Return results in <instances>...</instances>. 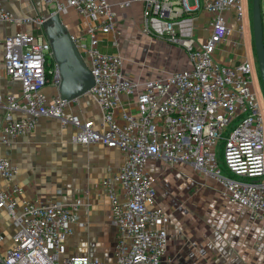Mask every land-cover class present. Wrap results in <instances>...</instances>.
I'll use <instances>...</instances> for the list:
<instances>
[{
	"label": "built area",
	"instance_id": "2783aa9c",
	"mask_svg": "<svg viewBox=\"0 0 264 264\" xmlns=\"http://www.w3.org/2000/svg\"><path fill=\"white\" fill-rule=\"evenodd\" d=\"M4 1L10 0H0V22L13 24L15 31L4 39L3 64L20 91L0 94V143L27 135L47 116L72 126V141L119 148L124 157L101 181L116 232L114 259L108 262L89 253H67L76 212L56 201L20 198L18 166L0 156V177L9 184L0 189V209L15 226L6 250L0 234V264H163L170 218L156 201L155 178L146 169L152 159L184 163L213 176L230 200L264 220V122L252 64L247 57L234 65L213 57L230 32L229 18L242 30L241 0L119 1L124 8L140 6L143 34L180 46L188 58L187 67L140 83L124 76L120 53L98 47L99 33L116 25L111 0H45L53 11L31 16H15ZM70 9L86 19L84 31L70 37L92 74L87 93L98 120L67 110L77 98L59 95V70L49 61L44 24L51 14ZM200 12L209 14L205 24L198 22ZM47 85L53 93L45 92Z\"/></svg>",
	"mask_w": 264,
	"mask_h": 264
},
{
	"label": "crops",
	"instance_id": "0c3cea01",
	"mask_svg": "<svg viewBox=\"0 0 264 264\" xmlns=\"http://www.w3.org/2000/svg\"><path fill=\"white\" fill-rule=\"evenodd\" d=\"M111 1L112 9L116 14V25L112 32L99 33L98 47L102 52H117L125 56L126 52H134L132 48L145 49L144 47L150 46L151 49L157 48L158 51L174 49L173 47L171 49L170 46L166 47L162 40L143 34L141 31L140 6L135 5L130 8H124L118 3L121 0ZM3 4L15 16L48 15L54 9L53 4L47 3L45 0H10L4 1ZM261 13L263 17L264 13L262 10ZM208 17V13L200 12L198 22L205 24ZM86 24L84 17L70 9L67 13L60 14L58 21L45 23L43 29L45 30L48 27L52 31L64 30L69 34H79L84 31ZM228 25L230 32L216 46L213 57L221 63L234 65L243 57L249 59L247 41L243 22L241 31L238 30V26L232 18L228 19ZM28 28L33 29L34 32L39 31L38 28L32 25H28ZM14 31L15 26L13 24L0 22V94L2 95L16 96L20 91L19 82L7 76L3 64L4 39ZM174 50L176 55L177 50ZM182 57V61H177L178 65L175 69L166 70L173 71L187 67L188 58L185 52ZM124 58L123 74L133 82L140 83L148 78L165 76V74L160 76L161 73L144 76L137 70L125 69ZM49 61L50 63L53 61L52 64L54 63L53 58H50ZM45 92L48 94L53 93V86L47 85ZM67 110L94 120H98L100 116L97 106L88 93L78 96L77 100L67 107ZM2 114L3 109H0V117ZM13 115L15 116L16 114ZM74 133L75 129L72 126L63 125L58 119L44 116L38 120L32 132L15 137L9 145L0 143V156L9 159L18 166L15 181L22 187L20 198L34 201L52 200L59 202L76 212L77 217L78 213L81 215L84 209L95 208L100 200L105 199L111 219L109 199L101 185V181L105 177L110 176V170L108 169L112 171L122 163L123 152L119 148L107 147L99 142L89 144L74 142L72 141ZM155 160L161 159L149 160L146 165L147 171L152 175L151 164ZM8 187V182L0 177V189H7ZM239 205H233L229 209L224 208L222 210V213L226 211L224 212L225 224L222 231L226 234L225 239L228 244L226 245L227 250L225 253L227 261L229 264H264V220L254 218L250 210ZM77 226L78 220L73 225V233L66 238L67 253H72L70 252V246L77 241L75 235ZM169 227L170 221L168 224V236ZM14 232L15 226L11 218L5 210L0 209V234L3 236L1 248L3 250H6L13 243ZM115 241L116 232L113 259ZM168 245L169 241L167 249ZM88 253L108 261L98 255ZM219 254L220 256H225L222 252ZM223 259L220 258L221 261Z\"/></svg>",
	"mask_w": 264,
	"mask_h": 264
},
{
	"label": "rangeland",
	"instance_id": "374dc122",
	"mask_svg": "<svg viewBox=\"0 0 264 264\" xmlns=\"http://www.w3.org/2000/svg\"><path fill=\"white\" fill-rule=\"evenodd\" d=\"M241 2L247 54L252 64L264 122V88L257 70L253 44L252 0ZM260 7L264 13V0H260ZM262 27L264 33V15ZM164 43L166 47L176 49V55L174 49L158 51L150 46H143L145 49L132 48L133 53L122 54L123 58L126 57L124 68L137 70L144 76L154 73L166 75L167 71H171L166 69H175L177 61H182L184 51L176 44ZM219 149L222 150L221 144ZM151 168L155 178L156 201L170 218L169 245L163 264H229L225 255L228 245L226 234L222 231L226 211L222 213V210L238 204L230 200L213 176L195 171L187 164L161 159L153 161ZM78 217L77 241L70 246V252H90L113 261L115 229L106 200H100L95 208L84 209L81 215L78 213ZM220 252L225 256H220ZM220 258H224L223 261Z\"/></svg>",
	"mask_w": 264,
	"mask_h": 264
},
{
	"label": "water",
	"instance_id": "95a60500",
	"mask_svg": "<svg viewBox=\"0 0 264 264\" xmlns=\"http://www.w3.org/2000/svg\"><path fill=\"white\" fill-rule=\"evenodd\" d=\"M58 20L59 15L53 13L45 23ZM252 29L257 70L264 88V33L260 0H252ZM44 34L50 43L52 57L60 74L59 95L65 99H73L87 93L93 85V77L70 34L64 30L52 31L48 27Z\"/></svg>",
	"mask_w": 264,
	"mask_h": 264
},
{
	"label": "trees",
	"instance_id": "16d2710c",
	"mask_svg": "<svg viewBox=\"0 0 264 264\" xmlns=\"http://www.w3.org/2000/svg\"><path fill=\"white\" fill-rule=\"evenodd\" d=\"M53 62V61H52ZM52 62H51V64H52Z\"/></svg>",
	"mask_w": 264,
	"mask_h": 264
}]
</instances>
